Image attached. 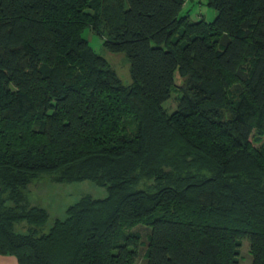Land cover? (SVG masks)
Listing matches in <instances>:
<instances>
[{"label": "trees", "instance_id": "16d2710c", "mask_svg": "<svg viewBox=\"0 0 264 264\" xmlns=\"http://www.w3.org/2000/svg\"><path fill=\"white\" fill-rule=\"evenodd\" d=\"M184 4L0 0V255L239 264L247 239L264 264V0H205L210 22ZM86 29L124 55L127 80ZM44 178L107 195L82 196L37 234L47 215L27 191Z\"/></svg>", "mask_w": 264, "mask_h": 264}, {"label": "rangeland", "instance_id": "374dc122", "mask_svg": "<svg viewBox=\"0 0 264 264\" xmlns=\"http://www.w3.org/2000/svg\"><path fill=\"white\" fill-rule=\"evenodd\" d=\"M186 13L189 14L190 19L193 21L203 16L207 22H210L216 16V11L205 5V0H201V2L198 0L187 1L181 11L182 15ZM83 37L87 39L89 45L93 47L95 52L105 57L110 64H112L116 72L124 80H127L121 72H126L125 67L127 69L126 73H128L129 70V62L124 55L120 54L119 56L121 57H118L107 51L102 46V38L90 29L83 31ZM122 58L126 62V65ZM175 104V94H172V97L164 103V106L171 112L175 109ZM85 195L102 198L107 195V190L106 187L99 186L90 180L79 182H54L44 178L28 186L27 208L33 206L41 208L47 215L46 222L36 228V233L41 234L47 232L55 220H63L67 216L66 209ZM31 227L32 226L25 220L15 223L14 225V229L22 233H27L30 231ZM143 250L144 248L141 249V253ZM251 261L252 256L249 252V242L247 239H244L240 247L239 264H251ZM136 264H143V259L139 258Z\"/></svg>", "mask_w": 264, "mask_h": 264}, {"label": "crops", "instance_id": "0c3cea01", "mask_svg": "<svg viewBox=\"0 0 264 264\" xmlns=\"http://www.w3.org/2000/svg\"><path fill=\"white\" fill-rule=\"evenodd\" d=\"M0 264H18L13 256L0 255Z\"/></svg>", "mask_w": 264, "mask_h": 264}, {"label": "built area", "instance_id": "2783aa9c", "mask_svg": "<svg viewBox=\"0 0 264 264\" xmlns=\"http://www.w3.org/2000/svg\"><path fill=\"white\" fill-rule=\"evenodd\" d=\"M181 1H183L184 3H186L188 0H181Z\"/></svg>", "mask_w": 264, "mask_h": 264}, {"label": "water", "instance_id": "95a60500", "mask_svg": "<svg viewBox=\"0 0 264 264\" xmlns=\"http://www.w3.org/2000/svg\"><path fill=\"white\" fill-rule=\"evenodd\" d=\"M1 189V188H0Z\"/></svg>", "mask_w": 264, "mask_h": 264}]
</instances>
